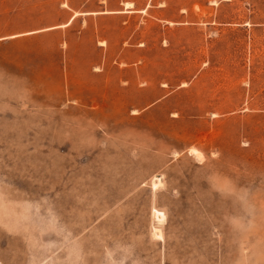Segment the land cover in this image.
Listing matches in <instances>:
<instances>
[{
    "label": "rangeland",
    "instance_id": "374dc122",
    "mask_svg": "<svg viewBox=\"0 0 264 264\" xmlns=\"http://www.w3.org/2000/svg\"><path fill=\"white\" fill-rule=\"evenodd\" d=\"M0 264H264V0H0Z\"/></svg>",
    "mask_w": 264,
    "mask_h": 264
},
{
    "label": "bare ground",
    "instance_id": "6f19581e",
    "mask_svg": "<svg viewBox=\"0 0 264 264\" xmlns=\"http://www.w3.org/2000/svg\"><path fill=\"white\" fill-rule=\"evenodd\" d=\"M128 4H130V3H128ZM162 180H161V177L159 178L158 176L157 177H155L154 178V185L156 186L158 183H160ZM161 216H163V214L162 213H159L158 211H157V217L159 218V217H161Z\"/></svg>",
    "mask_w": 264,
    "mask_h": 264
}]
</instances>
